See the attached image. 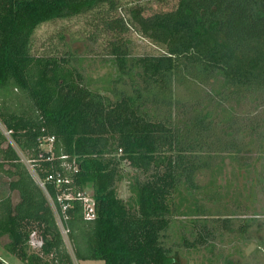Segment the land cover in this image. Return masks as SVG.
<instances>
[{"label":"trees","instance_id":"16d2710c","mask_svg":"<svg viewBox=\"0 0 264 264\" xmlns=\"http://www.w3.org/2000/svg\"><path fill=\"white\" fill-rule=\"evenodd\" d=\"M152 1L0 0V175L9 180L0 242L24 264H184L183 250L215 256L225 234L258 244L260 255L241 264L264 255V212L252 207L264 198V173L240 200L217 184L226 160L249 168L256 152L264 162V0ZM85 15L88 40L102 43L113 70L109 95L92 87L73 50H33L41 25ZM132 32L160 54H137ZM55 174L72 193L91 194L94 220L80 201H65L63 213L66 187L47 180ZM185 194L195 206L186 220ZM58 215L68 218L66 237Z\"/></svg>","mask_w":264,"mask_h":264},{"label":"rangeland","instance_id":"374dc122","mask_svg":"<svg viewBox=\"0 0 264 264\" xmlns=\"http://www.w3.org/2000/svg\"><path fill=\"white\" fill-rule=\"evenodd\" d=\"M143 1V0H142ZM169 2L176 3L177 0H153L152 4L158 7L160 4ZM134 4L133 0H123V5L125 8H129ZM92 16L85 15L77 17L70 20H58L50 23L41 25L35 32L33 40V50L34 53H44L51 51L52 49L68 50L71 49L78 57L83 58L78 69L84 73V75L90 80L92 87L99 90L105 95H109L108 89L110 88V76L113 70L107 66L104 59L105 50L102 43L99 45H94L88 40V34L91 32L92 28ZM131 39L134 42V48L137 54H160L161 50L153 42L141 37L135 32H132ZM5 133V132H4ZM6 134V133H5ZM7 135V134H6ZM8 137V135H7ZM11 141V140H10ZM17 148V147H16ZM22 160L29 164L26 159V154L22 153L17 148ZM251 157L253 159L246 160L251 163L249 168H239L238 164L229 160L225 162L224 172L221 178H218V186L226 187L230 185L231 190H229V198L236 197L237 200L244 199L248 197L253 191L251 186V177H255V173H264V162L258 159V154L254 152ZM29 166V165H28ZM32 173L34 171L29 167ZM8 179L5 176L0 175V194L7 190ZM210 182V177L208 174L204 176L202 180V185ZM122 196L127 197V187L126 184H122ZM226 188H223L222 192L226 193ZM186 202L181 206V216L179 218L185 219L190 214V210L195 209L193 204L194 201L187 198L184 195ZM239 198V199H238ZM261 201L254 206V210L257 212H264V198H260ZM19 196L16 192L13 193V202L18 203ZM202 204L206 205L211 210L212 214L216 213L218 208L212 202L202 200ZM257 209V210H256ZM249 212H245V214ZM188 214V215H187ZM250 214H253L252 212ZM260 214V213H259ZM264 215V214H261ZM215 219L214 217H211ZM264 218H260L263 220ZM249 244H243L238 237L232 234L220 235L216 241V250L218 253L215 256L209 255L206 250L199 251H189L183 250L182 259L184 264H225V260L230 258L236 264H241L245 262L247 257L253 253H256L258 244H256L253 239ZM7 238H3L0 242V256L7 264H24L16 257L7 253L3 246L7 243ZM254 242V243H253ZM70 252L69 243L67 244ZM33 250L37 251L38 246L34 245ZM258 253V252H257ZM263 253V252H262ZM243 254V255H241ZM260 255L259 253L256 255ZM262 255V254H261ZM75 259V258H74ZM258 263L264 264V255L258 259ZM254 258H251L248 262L250 264H257ZM75 264H105L104 261H81L75 259Z\"/></svg>","mask_w":264,"mask_h":264},{"label":"built area","instance_id":"2783aa9c","mask_svg":"<svg viewBox=\"0 0 264 264\" xmlns=\"http://www.w3.org/2000/svg\"><path fill=\"white\" fill-rule=\"evenodd\" d=\"M6 134L9 136L10 132H6ZM52 142H54V138L50 139V143ZM36 180L39 186L45 190L46 182H43L39 180L38 178H36ZM47 180L54 182L56 187L59 188L60 190L62 189V186L66 187L63 193L58 196V201L59 203H61L63 213H65L67 207L69 206L68 205L69 203L67 202L66 204L65 201L75 200V201H80L82 203L85 220L92 221L96 218L94 200L91 194H89L86 191H80L77 194L72 193L69 187V185L72 184V181L68 177L67 178L62 177L60 174L50 175ZM48 199L51 202V204H53V199L51 198V196L48 195ZM57 219H58V224L60 226L61 232L66 237L68 235V229L65 227V222L68 220V218L67 216L58 215ZM39 244L40 243L36 241V242H33L32 245L33 246L36 245L39 247Z\"/></svg>","mask_w":264,"mask_h":264}]
</instances>
